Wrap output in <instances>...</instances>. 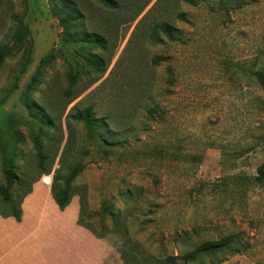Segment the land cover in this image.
Instances as JSON below:
<instances>
[{"label":"rangeland","instance_id":"374dc122","mask_svg":"<svg viewBox=\"0 0 264 264\" xmlns=\"http://www.w3.org/2000/svg\"><path fill=\"white\" fill-rule=\"evenodd\" d=\"M69 1L81 14L70 33L50 0L0 2V46L13 44L21 22L29 28L0 69V187L9 188L5 166L26 178L9 188L15 200L39 179L24 199L33 226L38 193L52 200L56 171L67 177L83 163L70 208L79 225L84 197L104 264H184L187 253V264H264V185L242 179L264 162V90L254 75L264 70V0L226 9L220 0ZM79 110L103 120L117 142L91 140L73 118ZM48 238L27 228L26 264L58 249ZM206 243L224 244L199 248Z\"/></svg>","mask_w":264,"mask_h":264},{"label":"trees","instance_id":"16d2710c","mask_svg":"<svg viewBox=\"0 0 264 264\" xmlns=\"http://www.w3.org/2000/svg\"><path fill=\"white\" fill-rule=\"evenodd\" d=\"M104 4L108 5L109 7L112 8H117L118 5L114 0H100ZM187 2L191 4H196V0H186ZM221 1V9H226L227 4L230 3L233 0H220ZM1 2V0H0ZM50 2L53 3L55 6V13L58 14V16L61 19V23L64 26L65 30L67 33L71 32V29L75 28L77 25V21L81 19V14L79 10H77L76 6L72 4L69 0H50ZM160 28L164 32L169 31V26L168 25H160ZM29 36V28L26 24L23 22L20 23L18 26L14 37H13V44L11 45H4L0 46V69L2 65L4 64L5 60L12 56L18 49L19 47L24 43L25 39ZM70 36V34H69ZM72 36H75L77 38H83L87 40H91V42L96 43V44H101V46H104V41L99 39L97 36L90 37L87 35H83L80 32H75L73 33ZM71 36V37H72ZM70 37V38H71ZM71 39H74L73 37ZM77 40V39H74ZM81 41V40H78ZM95 64V63H94ZM157 64V63H156ZM99 64H96L95 66H98ZM44 64L41 65L40 68H42ZM40 74V69L36 73V75L33 78V82L36 83L38 82V76ZM254 75L256 76L259 84L261 85L262 89L264 90V70H256L254 71ZM75 83V80L73 81ZM28 109L30 110L31 114L36 117V118H41L40 113L32 108L30 105H28ZM74 119L77 121L83 123L84 128L87 132V135L91 140L103 142L105 144H113L116 141V139L111 136V135H106L104 131V124L103 120H99L94 117L93 113L90 110H79L77 113L73 116ZM46 124H49L47 121H44ZM37 156H38V167L40 169V173L42 175H49L52 172L51 166H47L48 162V154L46 151H44V148L37 142ZM112 153L109 154H114L115 150L111 149ZM108 154V153H107ZM152 157V155H151ZM85 169V164L83 163H77L69 172L67 177H63L61 175V168L56 171V174L53 176L52 179V184L48 183V188L49 185L51 184V195L59 207L60 210H65L72 202L73 197L76 195L74 192L73 188V182L77 179V177L84 171ZM5 172V178L8 183L9 188L14 186V184H24L26 182V178L20 179L13 170V167H7L5 166L4 169ZM242 179L247 180L248 184H254V185H264V162L258 166L257 168V174L253 177H243ZM39 179L35 178L34 181L30 182L26 186V189L22 191L20 196L18 197L17 200L13 197L12 194L9 193V188L6 186H1V192L4 195V201H5V206L0 205V215L3 218H8V217H13L17 221L21 222L23 219V207L22 204L24 202V199L30 195L33 192V186L36 182H38ZM50 191V190H49ZM9 206V207H8ZM84 207H85V199L84 197L81 196L80 198V213H79V219H78V224L89 229L96 237H99L96 235L94 230L84 224ZM224 243H215V244H202L200 245V249L205 250L208 247H216L219 245H222ZM214 245V246H211ZM235 252H239L240 248L235 249ZM190 253H187L184 255V264H187L189 260H191ZM175 257H169V262L168 264H177L175 263ZM222 260V259H221Z\"/></svg>","mask_w":264,"mask_h":264},{"label":"crops","instance_id":"0c3cea01","mask_svg":"<svg viewBox=\"0 0 264 264\" xmlns=\"http://www.w3.org/2000/svg\"><path fill=\"white\" fill-rule=\"evenodd\" d=\"M32 194H34V190L30 195ZM42 195L39 192L37 195L39 201L33 202L32 210L29 208L34 215L33 226H29L27 223L26 218L30 217V213H28L24 202L21 222L13 217L3 218L0 215V264H26L25 252L22 247L29 227L31 232L39 229L40 233L49 236L51 241L62 243L57 242L58 249L56 250L43 251L40 254L41 264H104L106 249L101 239L84 227L77 225L79 209L76 206L71 209L70 204L62 211L53 197L48 201L47 195ZM42 221L56 225L54 231L50 232L47 227L38 226V223ZM51 235L57 239H51ZM30 260L33 261L34 256L30 257Z\"/></svg>","mask_w":264,"mask_h":264}]
</instances>
